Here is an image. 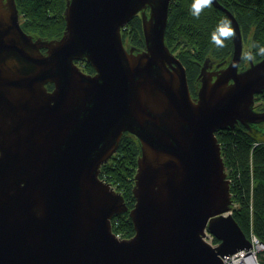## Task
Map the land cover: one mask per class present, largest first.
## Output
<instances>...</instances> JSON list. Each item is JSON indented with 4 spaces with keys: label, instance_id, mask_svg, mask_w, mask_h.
<instances>
[{
    "label": "water",
    "instance_id": "obj_1",
    "mask_svg": "<svg viewBox=\"0 0 264 264\" xmlns=\"http://www.w3.org/2000/svg\"><path fill=\"white\" fill-rule=\"evenodd\" d=\"M170 2L67 0L63 34L48 39L23 30L16 0H0V264H225L252 247L216 131L264 121V57L239 70L240 22L213 0L235 31L233 55L215 79L204 61L192 97L165 40ZM138 13L136 52L122 29ZM125 131L141 144L131 208L99 175ZM125 211L135 232L119 237L112 217Z\"/></svg>",
    "mask_w": 264,
    "mask_h": 264
},
{
    "label": "trees",
    "instance_id": "obj_2",
    "mask_svg": "<svg viewBox=\"0 0 264 264\" xmlns=\"http://www.w3.org/2000/svg\"><path fill=\"white\" fill-rule=\"evenodd\" d=\"M67 0H16L23 30L37 37L58 38L65 29L64 7ZM230 9L240 22L246 40L245 53L251 52L253 59L264 57L259 48L264 47V0H219ZM194 0H171L165 40L171 50L186 66L190 88L207 57L223 61L233 53V39H223V47L213 42V33L218 24L229 20L227 14L212 4L193 15ZM149 13V8L147 9ZM231 23V22H230ZM143 21L140 13L122 29L124 43L140 47L145 45ZM232 27V26H231ZM36 37V36H35ZM256 45V47H252ZM45 49L43 48V51ZM82 69L92 71L93 65L86 59L76 60ZM48 87L54 84L48 82ZM255 108L264 110V90L255 93ZM216 135L221 145L222 158L232 193V214L248 237L251 231L264 242V121L245 126L218 129ZM139 138L129 131L122 135L119 147L112 157L101 166L100 177L111 183L122 193L126 205L135 203L132 192L137 160L140 155ZM129 211L114 214L113 231L120 237L134 234V224Z\"/></svg>",
    "mask_w": 264,
    "mask_h": 264
},
{
    "label": "built area",
    "instance_id": "obj_3",
    "mask_svg": "<svg viewBox=\"0 0 264 264\" xmlns=\"http://www.w3.org/2000/svg\"><path fill=\"white\" fill-rule=\"evenodd\" d=\"M204 232L205 234L202 236L204 241L212 246H216L219 243L216 235L211 232L208 226H206ZM250 239L252 247L248 249L242 248L222 256L223 262L225 264H264V256L259 255L260 252H264V242L260 240L254 231H251Z\"/></svg>",
    "mask_w": 264,
    "mask_h": 264
},
{
    "label": "clouds",
    "instance_id": "obj_4",
    "mask_svg": "<svg viewBox=\"0 0 264 264\" xmlns=\"http://www.w3.org/2000/svg\"><path fill=\"white\" fill-rule=\"evenodd\" d=\"M212 3L213 0H194L192 6L193 15L198 18L203 9L206 7H211ZM234 36L235 31L231 27L230 21L223 20L218 24L216 31L213 33V42L216 44L217 47H223V39L231 38ZM252 47H256V45H252ZM259 53L261 55H264V47L259 48ZM242 58L246 60H251L254 57L251 52H248L245 53Z\"/></svg>",
    "mask_w": 264,
    "mask_h": 264
},
{
    "label": "flooded vegetation",
    "instance_id": "obj_5",
    "mask_svg": "<svg viewBox=\"0 0 264 264\" xmlns=\"http://www.w3.org/2000/svg\"><path fill=\"white\" fill-rule=\"evenodd\" d=\"M67 2V1H66ZM22 21V14H20V22ZM22 24V23H21ZM63 34V33H62ZM34 37L36 36H38V35H33ZM243 36V35H242ZM55 39H56V37H54ZM246 43V42H245ZM125 45H126V48H131V46L132 45H128L127 43H125ZM135 46V45H134ZM146 45H144V46H140V47H136L135 46V49H134V51H136V52H138V51H140V50H142V49H145L146 47H145ZM233 46H234V43H233ZM233 50H234V47H233ZM245 51H246V49H245V47H244V37H243V54H242V57L244 56V54H245ZM232 55H233V53H232ZM208 58V61H207V67H206V71L207 72H210V73H212L213 74V78L215 79L216 78V74L222 69V68H224L226 65H227V63H229V61L231 60V58H232V56H231V58L230 59H225V60H223V61H220V60H216V59H212V58H210V57H207ZM254 60V59H253ZM205 61V60H204ZM249 62H251V60H246V59H243V58H241V61L239 62L240 64H239V70H243V69H245L246 67H248L249 65H250V63ZM204 64V62L202 63V65ZM201 65V66H202ZM95 69V68H94ZM92 70V71H89V70H85V69H83V71H85V72H87V73H95L96 71L95 70ZM200 70H201V67H200ZM197 75H199V74H197ZM196 75V78H195V80H193V84H194V89L193 88H190V90H191V93H192V97H194V98H196V96L198 95V89H199V85H201V79L198 77ZM187 76H188V74H187ZM189 77V76H188ZM188 81H189V78H188ZM232 81V80H231ZM189 83H190V81H189Z\"/></svg>",
    "mask_w": 264,
    "mask_h": 264
},
{
    "label": "rangeland",
    "instance_id": "obj_6",
    "mask_svg": "<svg viewBox=\"0 0 264 264\" xmlns=\"http://www.w3.org/2000/svg\"><path fill=\"white\" fill-rule=\"evenodd\" d=\"M245 41H246V40L244 39V47H245V49H247V45H246ZM130 45H132V44H130ZM206 59H208V58H206ZM199 73H200V71H199ZM199 73H198V74H199ZM216 238H217V236H216ZM217 239H218V238H217ZM218 240H219V239H218ZM219 242H220V240H219ZM259 255H260V256H264V252H260Z\"/></svg>",
    "mask_w": 264,
    "mask_h": 264
}]
</instances>
